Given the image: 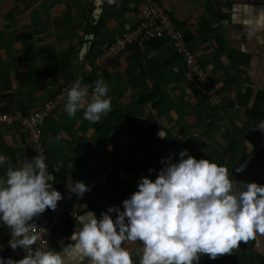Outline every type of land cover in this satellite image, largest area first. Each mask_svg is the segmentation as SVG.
<instances>
[{
  "label": "crops",
  "instance_id": "obj_1",
  "mask_svg": "<svg viewBox=\"0 0 264 264\" xmlns=\"http://www.w3.org/2000/svg\"><path fill=\"white\" fill-rule=\"evenodd\" d=\"M157 1L187 36L221 99L218 106L184 80L185 65L166 40L97 64L138 23L139 0H0V114L39 110L67 80L93 85L103 79L113 111L99 123L83 119V111L67 116L63 104L43 125L48 165L64 172L56 182L60 187L68 190L69 181H82L123 210L140 179L155 181L161 160L177 162L183 150L227 167L234 181L264 186V131L254 127L264 121V6ZM125 117L137 119L140 127ZM25 139L19 128H0V154L8 157L0 177L9 165L34 158ZM77 227L76 222L52 249L62 252L65 264H90L71 239ZM10 239V229L0 222V247ZM124 246L139 264L135 252L142 244ZM199 264H264V235Z\"/></svg>",
  "mask_w": 264,
  "mask_h": 264
},
{
  "label": "clouds",
  "instance_id": "obj_2",
  "mask_svg": "<svg viewBox=\"0 0 264 264\" xmlns=\"http://www.w3.org/2000/svg\"><path fill=\"white\" fill-rule=\"evenodd\" d=\"M64 92L63 111L69 117L83 111V119L95 124L113 111L103 79L88 85L78 78ZM254 127L264 131V121ZM158 135L163 138L165 133ZM7 161L0 154V166ZM161 164L155 181L140 179L138 191L122 202V211L110 207L99 219L89 212L86 219L76 220L71 239L90 264H134L124 246L129 242L142 244L135 252L139 264H199L200 255L216 260L232 254L241 242L264 235V186L234 181L227 167L197 160L187 150L180 152L177 162L169 157ZM246 166L247 162L235 171L240 173ZM53 179L40 155L24 159L18 167L9 165L0 177V222L11 231V249L26 252L19 261L0 257V264H65L61 251L33 250L40 238L34 218L55 211L63 199ZM67 187L81 198L90 191L82 181H69Z\"/></svg>",
  "mask_w": 264,
  "mask_h": 264
},
{
  "label": "built area",
  "instance_id": "obj_3",
  "mask_svg": "<svg viewBox=\"0 0 264 264\" xmlns=\"http://www.w3.org/2000/svg\"><path fill=\"white\" fill-rule=\"evenodd\" d=\"M138 9L139 19L133 30L126 32L115 40L107 49L103 51L97 61L98 65H103L107 61L113 60L130 48H142L154 42L166 40L170 42L177 56L184 63L183 78L189 84L198 88L202 96L212 106H218L221 103L220 97L213 88L211 81L200 66L197 58L191 50L188 38L175 23L173 17L166 11L165 7L157 0H139ZM233 4H250L264 6V0H228ZM75 81L67 80V83L61 86L58 94L46 102L42 108L35 112L23 113H5L0 114L1 127L19 128L26 135L25 144L33 157L40 155L44 157L50 173V166L46 157L45 147L43 145V125L47 119L52 117L63 106L66 100L64 90L70 88ZM53 187L59 191L63 199L58 203L55 211L49 209L45 213L33 220L35 234L40 238L33 246V250H51L58 243L62 242L65 236L70 232V228L82 215L93 212L101 215L110 207H117L110 198L99 194L90 188L81 198L76 194L66 190L52 181ZM112 217L117 218L115 212L110 213ZM77 220V221H76ZM26 252L22 248L12 250L9 243L0 247V257L5 261L12 259L19 261L23 259ZM200 255L199 263L204 259ZM195 264V262H194Z\"/></svg>",
  "mask_w": 264,
  "mask_h": 264
},
{
  "label": "trees",
  "instance_id": "obj_4",
  "mask_svg": "<svg viewBox=\"0 0 264 264\" xmlns=\"http://www.w3.org/2000/svg\"><path fill=\"white\" fill-rule=\"evenodd\" d=\"M178 57H179V56H178ZM179 58H180V57H179ZM180 59H181V58H180ZM115 116H116V115H115ZM124 119H125V120H129V121H132V122H134V123L137 125L138 128L140 127V126H139V122H138L137 119H133V118H131V117H125ZM50 173L53 175V177H54V181L57 182V181H59V180L61 179L62 174H63L64 172L60 171V172L54 173V172H52L51 169H50Z\"/></svg>",
  "mask_w": 264,
  "mask_h": 264
}]
</instances>
